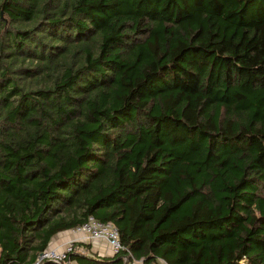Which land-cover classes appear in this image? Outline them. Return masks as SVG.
<instances>
[{
	"label": "trees",
	"instance_id": "1",
	"mask_svg": "<svg viewBox=\"0 0 264 264\" xmlns=\"http://www.w3.org/2000/svg\"><path fill=\"white\" fill-rule=\"evenodd\" d=\"M90 215L70 264H264V0H0V264Z\"/></svg>",
	"mask_w": 264,
	"mask_h": 264
},
{
	"label": "built area",
	"instance_id": "2",
	"mask_svg": "<svg viewBox=\"0 0 264 264\" xmlns=\"http://www.w3.org/2000/svg\"><path fill=\"white\" fill-rule=\"evenodd\" d=\"M72 238L60 245L48 246L41 251L33 264H40L43 261H52L55 264H70L71 255L74 253H85V247L81 243L104 244L111 255L120 254L124 246L119 240L117 227L111 222H101L92 215L79 226L70 230ZM127 264H142L141 260H133L129 263L127 256H123Z\"/></svg>",
	"mask_w": 264,
	"mask_h": 264
},
{
	"label": "crops",
	"instance_id": "3",
	"mask_svg": "<svg viewBox=\"0 0 264 264\" xmlns=\"http://www.w3.org/2000/svg\"><path fill=\"white\" fill-rule=\"evenodd\" d=\"M73 236L71 235L70 232H63L59 233L56 236L53 237V239L50 241L49 246H58L62 244L64 241L72 238ZM91 249L94 252H98L100 255H108L111 256L110 251L104 244H95L91 243Z\"/></svg>",
	"mask_w": 264,
	"mask_h": 264
},
{
	"label": "water",
	"instance_id": "4",
	"mask_svg": "<svg viewBox=\"0 0 264 264\" xmlns=\"http://www.w3.org/2000/svg\"><path fill=\"white\" fill-rule=\"evenodd\" d=\"M120 258H121V256H118L117 259H120ZM50 262H52V261H50ZM123 264H127V260H125Z\"/></svg>",
	"mask_w": 264,
	"mask_h": 264
}]
</instances>
